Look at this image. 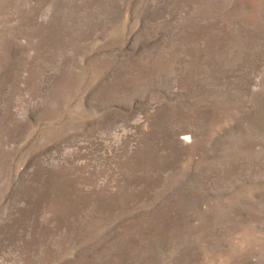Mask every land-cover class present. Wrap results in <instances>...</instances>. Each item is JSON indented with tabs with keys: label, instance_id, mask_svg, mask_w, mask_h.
Masks as SVG:
<instances>
[{
	"label": "rangeland",
	"instance_id": "obj_1",
	"mask_svg": "<svg viewBox=\"0 0 264 264\" xmlns=\"http://www.w3.org/2000/svg\"><path fill=\"white\" fill-rule=\"evenodd\" d=\"M0 264H264V0H0Z\"/></svg>",
	"mask_w": 264,
	"mask_h": 264
}]
</instances>
